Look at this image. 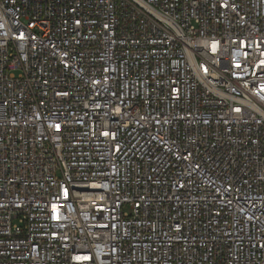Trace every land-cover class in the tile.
Segmentation results:
<instances>
[{
	"label": "built area",
	"instance_id": "2783aa9c",
	"mask_svg": "<svg viewBox=\"0 0 264 264\" xmlns=\"http://www.w3.org/2000/svg\"><path fill=\"white\" fill-rule=\"evenodd\" d=\"M0 264H264V0H0Z\"/></svg>",
	"mask_w": 264,
	"mask_h": 264
}]
</instances>
